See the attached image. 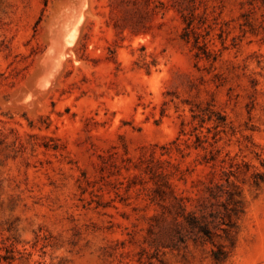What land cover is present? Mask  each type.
Masks as SVG:
<instances>
[{"label": "rangeland", "instance_id": "374dc122", "mask_svg": "<svg viewBox=\"0 0 264 264\" xmlns=\"http://www.w3.org/2000/svg\"><path fill=\"white\" fill-rule=\"evenodd\" d=\"M185 27L172 0H0V264H264V0H201L209 57Z\"/></svg>", "mask_w": 264, "mask_h": 264}, {"label": "trees", "instance_id": "16d2710c", "mask_svg": "<svg viewBox=\"0 0 264 264\" xmlns=\"http://www.w3.org/2000/svg\"><path fill=\"white\" fill-rule=\"evenodd\" d=\"M137 1V0H135ZM201 0H172V6L176 9V11L181 15L183 20L186 23V32L184 33V38L189 40L190 39V34H194V41L197 47L201 50V53H204L205 56L209 57L210 52L208 50H205L204 44H200L199 41V35L194 31L193 28V22L196 17V10L198 8L199 3ZM161 5L163 6L164 3L161 2ZM158 6H153L150 7L148 4L146 6V9L151 12H156ZM200 55V52L198 53ZM167 187V189H165ZM225 193H228V199L232 198V194L228 191L225 190ZM156 194L154 197H152L153 201H157L162 207H166L168 205L165 204L166 199L169 197V206H172L175 209V217L177 220L181 222H186L187 225H189L192 228H198L200 231L203 233H208L207 232V225L204 222H201V219L198 218L192 211L188 210L187 206V198L183 196H178L174 193V189L172 187V184L168 181H163L158 184V187L155 189ZM168 195V196H167ZM212 195V194H211ZM203 216V215H202ZM181 218V220H180Z\"/></svg>", "mask_w": 264, "mask_h": 264}, {"label": "bare ground", "instance_id": "6f19581e", "mask_svg": "<svg viewBox=\"0 0 264 264\" xmlns=\"http://www.w3.org/2000/svg\"><path fill=\"white\" fill-rule=\"evenodd\" d=\"M77 13V12H76ZM84 22V21H83ZM83 27H84V25H83ZM78 40V39H77ZM52 85V84H51Z\"/></svg>", "mask_w": 264, "mask_h": 264}]
</instances>
